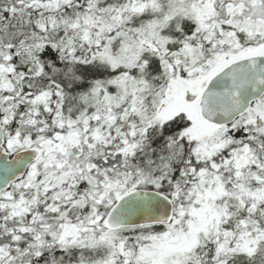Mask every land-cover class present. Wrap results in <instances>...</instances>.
I'll list each match as a JSON object with an SVG mask.
<instances>
[{
  "label": "snow or ice",
  "instance_id": "snow-or-ice-1",
  "mask_svg": "<svg viewBox=\"0 0 264 264\" xmlns=\"http://www.w3.org/2000/svg\"><path fill=\"white\" fill-rule=\"evenodd\" d=\"M0 264H264V0H0Z\"/></svg>",
  "mask_w": 264,
  "mask_h": 264
}]
</instances>
